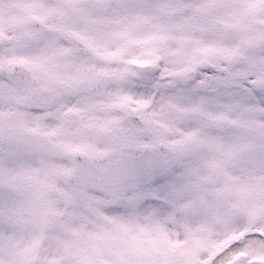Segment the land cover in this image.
<instances>
[{
  "label": "snow or ice",
  "instance_id": "snow-or-ice-1",
  "mask_svg": "<svg viewBox=\"0 0 264 264\" xmlns=\"http://www.w3.org/2000/svg\"><path fill=\"white\" fill-rule=\"evenodd\" d=\"M0 264H264V0H0Z\"/></svg>",
  "mask_w": 264,
  "mask_h": 264
}]
</instances>
